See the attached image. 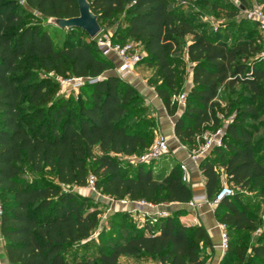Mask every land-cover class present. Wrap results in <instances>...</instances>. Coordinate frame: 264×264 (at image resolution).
<instances>
[{"label":"trees","instance_id":"1","mask_svg":"<svg viewBox=\"0 0 264 264\" xmlns=\"http://www.w3.org/2000/svg\"><path fill=\"white\" fill-rule=\"evenodd\" d=\"M257 1L264 6V0ZM89 2L101 25L120 22L112 34L115 42L143 46L146 56L140 63L155 68L149 85L170 116L180 108L175 97L183 88L177 66L186 56L193 64V85L174 127L180 142L192 149L204 144L201 135L206 130L224 126L218 114L224 111L218 109L219 92L237 84L249 87L254 98L245 99L244 108L225 125L226 147H215L200 169L210 200L221 189L220 167L232 185L259 188L264 196V156H256L264 151V139L256 140L247 123L259 118L263 94L264 60L257 56L264 39L257 23L252 20L262 35L259 40L252 33L229 44L203 28L195 15L171 7L170 0ZM249 6L251 0H240L241 10ZM238 10L229 16L236 17ZM34 11L40 16L34 17ZM79 14L78 0H0V228L10 264H121L122 255L161 264H206L211 237L203 226L182 223L186 210L167 217L149 215L142 223L128 220L129 212L119 213L124 232L108 238L98 253L80 256L100 223L95 199L75 190L88 187L90 176L99 193L115 200L189 203L193 192L181 166L162 177L154 174L153 163L124 161L150 148L156 118L148 115L145 98L129 81L106 74L115 64L97 42L92 46L72 41L71 33L90 37L87 32L64 29L67 36L58 46L43 25H53L50 18ZM32 18L37 22H28ZM56 76L100 79L84 84L80 90L88 95L73 104L58 95ZM28 172L37 176L29 180ZM241 197H226L216 208L229 235L220 264H264V235L250 248L242 241L244 233L258 227V219L252 204Z\"/></svg>","mask_w":264,"mask_h":264},{"label":"rangeland","instance_id":"2","mask_svg":"<svg viewBox=\"0 0 264 264\" xmlns=\"http://www.w3.org/2000/svg\"><path fill=\"white\" fill-rule=\"evenodd\" d=\"M170 6H177L181 8V12L187 13V14H193L196 16L197 22H202L203 28H206L208 32L213 34H220V38L222 41L228 42L229 44L234 43L236 40L240 38H251L252 33L258 37L261 38V33L257 30L254 22L249 19L246 15V10L248 9H240V0H170ZM250 7V6H249ZM240 11H239V10ZM239 11L238 15L234 18L230 17L229 14L232 11ZM34 17H39L40 15L38 12L34 11L33 13ZM30 23L37 22L36 19L32 18L31 21H28ZM120 22L117 19H114L110 24H104L101 25L102 32L113 34L115 30L119 27ZM44 26H47V29L49 32L56 37V44L58 46H61L64 43V40L67 36V31L62 28H57L53 25H47L46 23H43ZM74 35L72 41L74 43H79L81 40H84L86 43L96 46L97 37L92 39L88 36L82 35L81 31H76L75 33H71ZM189 38H187L185 42V47L188 42ZM129 43H132L129 41ZM135 49L137 52L142 53L144 55L143 46L140 44L135 45ZM146 55L143 56V58ZM258 59L264 60L260 57V55L257 56ZM142 68H145L142 70ZM152 69L151 74L152 76L155 74V68H150L146 63L142 62L140 63L137 68L136 72L140 73L141 71ZM192 69L191 65L188 67V64L186 62H181L177 66V70L179 72V80L180 82H183V88L181 86L180 88V94L185 93V82L188 78L187 69ZM185 72L184 75L187 74V77L180 75L181 73ZM40 75L42 77L47 76H54V75H48L47 73L40 72ZM55 77V76H54ZM151 77L144 78V81L149 84V80ZM56 80V78H55ZM57 81V80H56ZM151 86V85H150ZM153 87V86H152ZM262 91L263 94L258 99V107L260 109V115L257 120L254 119H248L247 123L251 124L253 126L252 129H254V137L256 140L258 139H264V81L262 83ZM58 95H61L60 91L58 92ZM88 93L86 91L77 90L73 91L68 98L73 102V104H77L79 98L81 96H87ZM254 94L244 84H237L233 88H225L219 92V96L217 98L218 104H219V110L218 114L221 118L222 124L225 126L231 122L234 121L235 117L237 116L238 109L241 110L244 108L243 102H245V99H253ZM147 104V103H146ZM148 115L153 116L152 109H150L148 112ZM155 118V117H154ZM157 128V124L155 126ZM211 131V130H209ZM158 134L155 133V138ZM153 141V142H154ZM170 143V150L165 155H172L175 154L176 150L180 149L177 148L180 143H177V146H173L171 140H169ZM188 151L193 152L196 151V149H192L190 146L186 145ZM147 151H143L141 153L136 154L132 159L124 158L125 162H131V163H137L140 160V157L144 155ZM163 155V157L165 156ZM210 156V155H209ZM257 157L264 156V151L257 152ZM180 164V163H179ZM25 168V167H24ZM26 170L28 171V168L26 167ZM218 173L220 176V188H223V186L230 185L234 190V195L236 193L241 194V201L242 202H250L252 204V212L256 214L258 219V227L252 231V232H246L242 236V241L244 244H246L249 248L252 246V244L259 241V238H261L264 235V196H261L259 193V188H240L232 185L231 182L228 181V178L225 174V170L223 167H220L218 169ZM37 176L35 173H29L27 174V177L29 180H32ZM190 185V183H189ZM99 193V192H98ZM232 195V197L234 196ZM213 199V198H212ZM212 199L210 201H212ZM96 208L99 209L100 212V223L99 226L96 228V230L93 232L92 237L87 244L84 245L83 248L79 250L80 256H91L92 254L98 253L100 249L105 246L106 240L108 238H113L117 232H124L122 229L123 227V221L118 219V214L122 212H129L130 217H128V220H131V222L137 223V222H143L144 217L138 216L140 213V210H136L135 212L125 211V210H117L115 207L107 206L102 201L95 200ZM217 208V207H216ZM164 212L168 213L169 215H175L177 211L165 210ZM168 215V216H169ZM155 217L161 216L159 213H156L154 215ZM124 234V233H123ZM73 256V253L70 255ZM121 264H161L158 260H151V259H145L140 257H133L122 255L121 256ZM234 264H239L238 262Z\"/></svg>","mask_w":264,"mask_h":264},{"label":"crops","instance_id":"3","mask_svg":"<svg viewBox=\"0 0 264 264\" xmlns=\"http://www.w3.org/2000/svg\"><path fill=\"white\" fill-rule=\"evenodd\" d=\"M110 59L114 62L115 67L112 70H109L106 74L118 75V68L121 66V61L115 54H112ZM185 59H186V64H188V67H190V65L191 67H193V64L188 60L187 56ZM143 69L145 68H142V70ZM151 70L152 69L148 68L147 70L141 71L140 73H137L135 71V74H133L132 76L128 77L125 80L129 81L143 95L147 105L150 107V109H152L153 115L156 118V122H157L156 133L158 135L156 136V138L159 135H164L168 138V140H171L173 146H177L176 144L180 143V145L177 146V148L180 149L176 150L175 154L168 156L165 155L164 157L162 156L160 159L153 162L152 164L153 172L155 175L165 177L172 172L175 166H181L182 163H186L189 168L190 181L188 183H190V186L192 188L193 199L196 196H202V195L207 196L206 179L203 176L202 171L200 169L201 162L199 164H196L191 160L190 155L192 152L188 151L187 146L182 142H180V140L177 138L175 134V130H174L175 122L182 114L184 107H180L176 115L174 116H170L167 113L165 105L161 100V98L159 97L158 93L156 92L155 88L150 86L148 83L144 81L146 75H148V77L152 76ZM192 72L193 71L191 68L190 70L189 68L187 69L188 78L184 85V88L186 89L185 90L186 94L189 92L190 88L193 85ZM213 150L214 149H212L207 156L211 155ZM134 156L135 155L125 156L124 158L132 159ZM75 190L82 195L90 196L97 201H102L107 206L113 205V207H115L117 210L123 209L125 211H130V212H135L136 210H140L141 214H138V216H143V213L154 216L156 213L165 210L167 211L186 210V212L180 216V220L182 221V223L187 226H203L211 237L213 243V249L208 248L205 250L206 254L209 256V259L206 264H220L221 260L225 255V251L222 247L220 222L216 217L217 206H212L209 202L199 201L193 207L190 206L189 203H177V202L142 206V205H138L135 202L122 204L115 199H112L106 195H102L101 193L91 190L89 187H82V188L76 187ZM130 257L133 258L132 256ZM0 264H10L6 252V241L3 238L1 228H0Z\"/></svg>","mask_w":264,"mask_h":264},{"label":"built area","instance_id":"4","mask_svg":"<svg viewBox=\"0 0 264 264\" xmlns=\"http://www.w3.org/2000/svg\"><path fill=\"white\" fill-rule=\"evenodd\" d=\"M246 15L249 19L255 21L258 25L260 32L263 35L264 39V6L260 4L257 0H251V6L246 10ZM135 43H125L121 44L115 42L112 38V34L101 33L97 36V46L101 50V52L107 57H111L112 54H115L121 61V66L118 68V76L123 79H127L128 77L135 74L137 66L140 64L143 56L142 53L137 52L135 49ZM260 57L264 59V50L260 54ZM100 77L96 78H83V77H62L56 76V80L60 86V93L66 97H68L73 91L80 90L81 87L86 84H93L98 82ZM178 101L180 107H184L186 104L187 94L181 93L175 97ZM226 133L225 126L218 128L215 131L206 130L202 135V139L204 140V144H202L198 150L193 151L190 155V158L196 164H199L208 153L214 149L215 147H226L224 141V134ZM170 150L169 140L164 135H159L155 141L152 143L147 152L140 157V162H145L147 164H151L156 160L160 159L163 155L168 153ZM181 169L183 172V180L185 182L190 181L189 168L186 163L181 164ZM88 187L97 191L96 189V180L94 176H90L88 180ZM234 195V190L230 185H225L220 191L216 194L215 198L210 201L206 195L196 196L192 201L189 202L190 206H195L199 201L209 202L212 206H218L226 197ZM122 204H127L129 202H134L129 199L117 200ZM138 205H153L148 204L146 202H135ZM2 213V206L0 202V216ZM161 216L158 217H167L169 214L162 211L159 212ZM146 216L149 214L143 213V219H146ZM157 218V217H156ZM157 219H154L156 221ZM221 228V240L222 247L226 252L229 245V235L227 231V226L223 223H220Z\"/></svg>","mask_w":264,"mask_h":264},{"label":"water","instance_id":"5","mask_svg":"<svg viewBox=\"0 0 264 264\" xmlns=\"http://www.w3.org/2000/svg\"><path fill=\"white\" fill-rule=\"evenodd\" d=\"M78 5L80 12L78 16L67 19L50 18L49 23L62 29H82L91 38H96L102 31L98 15L93 12L89 0H78Z\"/></svg>","mask_w":264,"mask_h":264}]
</instances>
